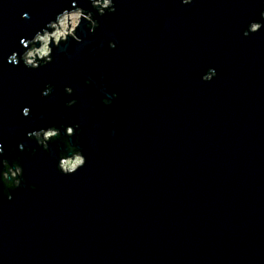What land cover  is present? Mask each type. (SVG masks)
Here are the masks:
<instances>
[{"label":"water","instance_id":"1","mask_svg":"<svg viewBox=\"0 0 264 264\" xmlns=\"http://www.w3.org/2000/svg\"><path fill=\"white\" fill-rule=\"evenodd\" d=\"M74 6L95 30L26 67ZM113 6L0 0V161L22 169L0 183V264H264V0ZM48 128L45 149L29 133Z\"/></svg>","mask_w":264,"mask_h":264},{"label":"clouds","instance_id":"2","mask_svg":"<svg viewBox=\"0 0 264 264\" xmlns=\"http://www.w3.org/2000/svg\"><path fill=\"white\" fill-rule=\"evenodd\" d=\"M184 4H189L192 0H182ZM92 6L97 8L100 15L105 14V10L115 11V7L113 6V0H91ZM27 15V14H25ZM264 16V13L261 14ZM83 21H88L90 25V29L92 31L95 30L97 26V22L92 18V14L85 13L84 10L80 7H73V9H65L61 13H59L55 20L48 23L45 30L42 32H37L33 39L28 43L32 45V47H28V44H25V47L28 48L27 51L23 54V61L26 67L37 68L40 66V61L44 63H50L52 60V45L59 47L62 42H66L69 37H72L77 42H80V37L76 35V30L78 26ZM262 25L260 23H252L250 25L249 31L256 32L258 31ZM48 29H51L49 31ZM248 32H245L247 35ZM21 43H25L23 40ZM39 45L38 47L35 45ZM115 47L114 44L111 45ZM9 62L18 63V58L16 54H13L9 57ZM215 75V71L212 70L209 74L203 76L205 81H210ZM69 94L72 93V88L68 87L65 89ZM47 95V92L44 93ZM75 101H70L69 104L74 103ZM23 114L27 116L29 114V109L24 108ZM67 135H73L74 129L72 127H68L66 129ZM30 136L35 137L37 142L43 146L45 149L48 146V141L50 139L57 138L60 133L58 129L48 128L46 130L41 129L39 131H35L29 133ZM68 144V151L71 153L70 155L63 156L59 160L58 167L59 169L66 175H71L76 173L81 167L86 164V158L76 150L70 142H66ZM2 150V149H0ZM0 183L7 188L18 187L21 183L20 176L22 175L21 167L13 162L9 164L6 160L0 161Z\"/></svg>","mask_w":264,"mask_h":264},{"label":"rangeland","instance_id":"3","mask_svg":"<svg viewBox=\"0 0 264 264\" xmlns=\"http://www.w3.org/2000/svg\"><path fill=\"white\" fill-rule=\"evenodd\" d=\"M36 46V45H35Z\"/></svg>","mask_w":264,"mask_h":264}]
</instances>
